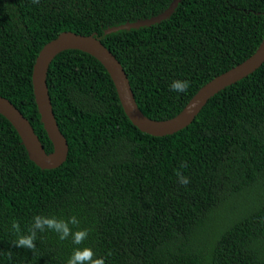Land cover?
Returning a JSON list of instances; mask_svg holds the SVG:
<instances>
[{"label":"trees","instance_id":"1","mask_svg":"<svg viewBox=\"0 0 264 264\" xmlns=\"http://www.w3.org/2000/svg\"><path fill=\"white\" fill-rule=\"evenodd\" d=\"M172 1L0 0V96L46 153L53 146L32 71L60 33L100 40L123 67L139 110L156 121L176 116L264 38V0H180L159 23L105 33L155 17ZM178 79L191 82L186 93L170 90ZM46 83L67 158L38 167L0 114V264H67L76 247L92 248L106 264H264V63L162 137L132 124L110 75L87 53L56 55ZM36 215H75L89 237L77 246L46 230L35 252L14 247L12 221L27 234Z\"/></svg>","mask_w":264,"mask_h":264},{"label":"water","instance_id":"2","mask_svg":"<svg viewBox=\"0 0 264 264\" xmlns=\"http://www.w3.org/2000/svg\"><path fill=\"white\" fill-rule=\"evenodd\" d=\"M179 1L173 0L164 12L155 17L110 28L105 33L115 32L116 30L136 29L159 23L172 14ZM67 50H78L97 59L110 75L124 112L132 124L140 131L156 137L172 135L186 128L211 97L222 89L250 75L264 63L263 38L253 55L202 86L176 116L168 120L156 121L147 118L139 110L123 67L100 40L94 36L62 32L42 47L35 59L32 71L35 101L41 122L53 146L51 153L45 152L32 126L20 111L6 98L0 96V114L17 131L30 160L42 169L57 168L67 158L68 145L56 123L46 83L49 64L56 55Z\"/></svg>","mask_w":264,"mask_h":264},{"label":"clouds","instance_id":"3","mask_svg":"<svg viewBox=\"0 0 264 264\" xmlns=\"http://www.w3.org/2000/svg\"><path fill=\"white\" fill-rule=\"evenodd\" d=\"M33 4H39L40 0H31ZM191 86L189 80H174L170 85V90L183 94L188 91ZM186 167V164H181V168ZM178 182L187 186L191 181L182 172L176 173ZM80 221L77 216L73 215L67 219H58L55 216L36 215L33 218V223L28 228L27 234L21 230L19 221L13 220L11 230L16 235L17 239L13 241V246L17 248L29 249L32 252L36 250L37 233L45 232L46 230L56 233L61 241L68 240L74 245H82L89 237L90 229L79 228ZM76 229L75 231L73 229ZM111 255V252H109ZM9 258L11 254L9 253ZM67 264H106L103 257H97L95 252L90 247H76L72 255L67 260Z\"/></svg>","mask_w":264,"mask_h":264}]
</instances>
